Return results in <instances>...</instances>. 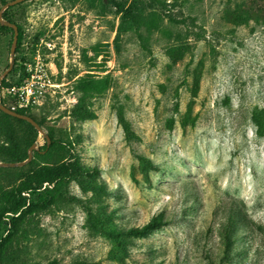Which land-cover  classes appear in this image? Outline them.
I'll return each instance as SVG.
<instances>
[{"label": "rangeland", "instance_id": "374dc122", "mask_svg": "<svg viewBox=\"0 0 264 264\" xmlns=\"http://www.w3.org/2000/svg\"><path fill=\"white\" fill-rule=\"evenodd\" d=\"M1 15L21 37L1 77L0 23V103L19 108L6 88L37 65L25 114L50 141L0 110V163L36 146L0 165V215L66 177L20 210L0 264H264V0H25Z\"/></svg>", "mask_w": 264, "mask_h": 264}, {"label": "trees", "instance_id": "16d2710c", "mask_svg": "<svg viewBox=\"0 0 264 264\" xmlns=\"http://www.w3.org/2000/svg\"><path fill=\"white\" fill-rule=\"evenodd\" d=\"M12 23V22H11ZM15 24V23H14ZM17 26V25H16ZM2 28H9L7 26H1ZM11 29V28H9ZM18 29V36H17V40H20L21 37V30L19 28V26H17ZM12 34H13V30H12ZM21 76L19 77V79L15 82L10 84L14 85V84H20L21 82H23L25 80V78L27 77L28 74H26L24 67L22 68L21 71ZM9 99L13 100V97L9 96ZM17 113L20 114H25V112H27L26 110H23L21 108H18L15 110ZM3 116L7 117V118H11L13 120H16L20 123H25L28 126H30L32 129L36 130L29 122L22 120L20 118H16L13 116H10L8 114H5L4 112H2ZM29 116V115H28ZM32 119H34L33 117H31ZM35 120V119H34ZM36 121V120H35ZM37 122V121H36ZM39 125L40 123L37 122ZM7 135V137H6ZM3 137V139L1 140V146L4 143H7L8 141H10V137L8 136L7 132L5 130L2 129V127H0V138ZM5 139V140H4ZM53 143V142H52ZM33 143L31 142L29 144V147L32 145ZM49 144H47V141L44 145L43 149H46L48 147ZM28 154H23V156L21 157H17V158H10V159H4L3 160H9V161H21L25 158H27ZM5 157V156H4ZM64 177H66V175H64L62 172H58V174H51L49 176L43 177L41 181H39V185L33 189H30L28 197L25 196H20L12 201L9 206L7 208H3L1 210V214L0 215V251H1V246L7 242L9 240V238L11 237L12 234V225L13 222L16 220V216L17 214L20 212L21 209H23V207L26 206L27 203H32L38 206H42V205H46L49 202V197L51 196V189L49 186H45L44 188H42V184L43 183H48L50 184H56V182H60L61 179H63ZM60 179V180H59ZM1 197V201H5L6 200V196L5 195H0ZM8 204V202H7ZM6 213H9L10 217L8 218L9 220L6 222L5 221V215ZM166 221L163 220V218L160 216L158 218H153L151 221H149L148 223H146L143 227L141 228H137V227H131L129 228L128 232L133 234V235H137V236H147L148 234H150L153 230L158 229L161 225H163Z\"/></svg>", "mask_w": 264, "mask_h": 264}, {"label": "built area", "instance_id": "2783aa9c", "mask_svg": "<svg viewBox=\"0 0 264 264\" xmlns=\"http://www.w3.org/2000/svg\"><path fill=\"white\" fill-rule=\"evenodd\" d=\"M46 44V43H45ZM47 45V44H46ZM39 69L37 65L34 69L31 66L27 69V77L20 84H14L6 88L10 97H13L17 106L27 111V108L33 104L43 91L42 83L39 79ZM45 85V84H44ZM15 107H11L14 110Z\"/></svg>", "mask_w": 264, "mask_h": 264}, {"label": "water", "instance_id": "95a60500", "mask_svg": "<svg viewBox=\"0 0 264 264\" xmlns=\"http://www.w3.org/2000/svg\"><path fill=\"white\" fill-rule=\"evenodd\" d=\"M23 1H25V0H12V1L6 3L2 7V9L0 11V23L2 25H4V26H7V27L11 28L13 30L12 45H11V48H10V58H11V62L9 64L8 68L2 73V76L1 77L5 76L11 70V68H12V65H13L12 64V60H13V55H14V49H15V45L17 43V36H18V29H17L16 24L11 23L9 21H3L2 20V15H1L2 14V10H4L5 8H7L8 6H13V5L18 4L20 2H23ZM0 110L2 112H4L5 114H8L10 116H13V117H16V118H20L22 120H25V121L29 122L38 132H40L44 136V138L47 141V144H49V141H50L49 137L46 134H44V132L41 129L40 125L34 119H32L30 116H28L27 114L17 113L13 109L8 108V107L4 106L1 103H0ZM35 147H36L35 146V143H33L29 147L28 156H27L26 160H24L22 162H18V163H13V162L0 163V165L1 166H9V167H12V166H16V165L21 166V165L25 164L26 162H28L31 159V157H32L31 156V153H32V151H33V149Z\"/></svg>", "mask_w": 264, "mask_h": 264}]
</instances>
